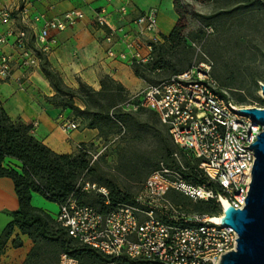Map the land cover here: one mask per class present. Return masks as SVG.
Masks as SVG:
<instances>
[{"label":"built area","instance_id":"2783aa9c","mask_svg":"<svg viewBox=\"0 0 264 264\" xmlns=\"http://www.w3.org/2000/svg\"><path fill=\"white\" fill-rule=\"evenodd\" d=\"M34 1L20 0L19 7L0 11V47L13 40L19 52L15 64L24 70L39 67L37 51L47 55L58 46L55 32L66 31L85 19L84 12L79 10L68 11L61 17H49L47 13L33 15ZM114 2L120 3L114 12L104 6L95 10L91 19L92 25L104 31L107 56L130 67L152 62V44L160 42L152 38L158 32V11L151 9L140 14L132 21L135 29L128 30L124 24L129 15L127 0H107L108 4ZM14 12L39 28L37 49L30 46L26 31L12 26ZM115 15L118 24L114 23ZM118 44L124 47L119 53L115 51ZM13 68V57L3 53L0 79L11 78ZM261 96L264 99L262 92ZM122 107L127 112L139 109L154 112L177 147L173 158L183 170H188L179 155L188 156L204 182L196 185L186 180L181 171L162 162L131 203H119L102 212L80 204L78 197L72 195L59 205L55 219L70 237L96 250L106 260L85 263L62 253L59 264H219L222 255L236 250L239 238L232 228L221 225L220 219L227 207L246 206L256 159L254 149L246 147L258 141L264 130L259 120L238 110H263L264 104H238L213 76V63L203 59L159 84L130 94ZM79 128L76 121L62 126L67 133ZM97 159L98 156H93V162ZM89 190L101 192L108 199L105 188L86 182L82 192ZM171 190L195 201H213L221 214L188 211L171 201L168 196ZM106 204H110L109 200Z\"/></svg>","mask_w":264,"mask_h":264},{"label":"trees","instance_id":"16d2710c","mask_svg":"<svg viewBox=\"0 0 264 264\" xmlns=\"http://www.w3.org/2000/svg\"><path fill=\"white\" fill-rule=\"evenodd\" d=\"M212 2L222 4L224 13L225 10L252 13L264 9V0H174V6L179 15L176 27L169 37H162V42L152 44L154 55L152 62L146 65H133L135 76L149 82L151 75L164 69L171 70L174 75L185 71L186 69L182 71L175 69L171 61L165 58L167 48L168 46H177L187 38L186 17L191 14L189 9L191 3L208 4ZM37 55L40 59L41 70L55 91V95L47 99L48 102L56 107L71 110L74 120L80 122L81 129L97 130L101 136H108L115 127H121L120 122H129L133 119L132 112L127 113L122 107L129 96L128 90L123 84L106 75L100 81L101 89L99 91L82 81H79L78 88H71L66 85L60 73L52 67L46 54L37 51ZM213 76L215 77L214 69ZM220 86L228 91L226 87ZM235 101L238 104L248 105L244 103V99ZM261 101L264 104V101ZM80 105H83L84 109ZM150 112L161 124L158 116L154 112ZM162 126L177 149L168 129L164 125ZM31 130V126L14 123L0 103V178H9L13 181L19 201V209L11 214L12 221L6 226L0 237V255L17 228L33 243L32 250L24 264H30L38 259L43 260L42 256L48 259V256L52 255L58 260L62 253H67L85 263L105 261L106 258L99 252L81 245L70 237L67 230L50 214L32 205V196L35 193L59 205L75 195L78 197L79 203L85 205L83 197L88 194L82 192V188L86 182L96 184L93 177L98 173L97 161L93 162V157H90L92 153L87 144H82V149L77 153L62 155L37 140L31 134ZM151 130L161 137L167 157L172 155L173 158L174 153L168 139L166 136L164 137L163 131L158 127H153ZM8 159L18 161L21 164V172L16 167L6 164ZM173 167L181 171L186 180L199 186L203 184L204 181L199 177L196 167L189 164L188 170H183L176 162ZM88 177H91L92 181H89ZM98 182L108 189V199L100 194L98 204L91 206L102 212L111 210L119 203L133 201L131 195L122 193L115 183L107 182L104 179H98ZM108 200L109 205L106 204ZM213 203V201L206 202L207 205L199 207L198 211L180 206L188 211L219 216L221 209ZM13 245L18 248L22 243L17 238Z\"/></svg>","mask_w":264,"mask_h":264},{"label":"crops","instance_id":"0c3cea01","mask_svg":"<svg viewBox=\"0 0 264 264\" xmlns=\"http://www.w3.org/2000/svg\"><path fill=\"white\" fill-rule=\"evenodd\" d=\"M127 2L129 15L124 24L128 30L135 29L132 21L140 14L151 9L158 11V32L152 38L160 42L163 41V36L171 35L179 21L174 0H127ZM20 4V0H0V11L6 7H19ZM104 6L114 12L120 3L108 4L107 0H60L58 2L35 0L33 15L47 13L49 17H61L71 10H79L85 14V19L75 27L54 33L59 43L47 54V58L52 67L60 73L66 85L74 89L78 88L79 81H82L99 90L100 81L106 75L111 76L130 91L143 88V81L135 76L132 67L107 56L103 41L104 31L91 24L94 11ZM13 17L12 26L26 31L30 46L37 49L39 28L23 21L17 12H14ZM114 23L118 24L116 15ZM5 27L7 25H4L3 29ZM123 49L124 47L119 44L115 47L117 53ZM3 53L13 57L14 68L11 78L6 81L0 79V103L14 123L31 126V134L37 140L62 155L77 153L79 146L93 142L97 138V130L79 128L70 133L65 132L62 126L68 121H75L72 111L56 107L48 102L47 99L53 97L55 91L43 74L40 65L31 70L19 68L15 64L19 59V52L13 40L8 45L0 47V56ZM6 164L16 167L21 172V164L18 161L8 159ZM18 209L19 201L13 181L9 178H0V237L12 221L11 214ZM42 210L50 214L47 210ZM17 238L22 243L18 248L13 245ZM32 247L30 238L22 235L15 228L12 238L0 255V264H24Z\"/></svg>","mask_w":264,"mask_h":264},{"label":"rangeland","instance_id":"374dc122","mask_svg":"<svg viewBox=\"0 0 264 264\" xmlns=\"http://www.w3.org/2000/svg\"><path fill=\"white\" fill-rule=\"evenodd\" d=\"M222 8L223 5L216 2L191 3V14L186 17L187 38L177 46H168L165 58L180 71L200 60L209 59L213 63L214 75L219 85L226 87L235 100L244 99V103L248 105L263 104L261 86L264 85V9L252 13L225 10L224 13ZM173 75L171 70H161L151 75L149 82L142 80L143 88L133 91L127 89L128 93L130 95L140 92ZM80 106L84 109L83 105ZM132 115L131 121L120 122L121 127H115L108 136H101L98 131L97 138L87 143V146L92 153L90 157L98 156V173L93 177L97 188L107 189L98 182V179H104L115 183L122 193L131 195L134 199L162 162L172 169H176L173 167L175 162L178 164V160L172 158V155L167 157L161 137L151 132V128L161 129L173 153L178 151L166 129L149 110L139 109L138 112H132ZM179 156L186 168L189 164L193 165L188 156ZM87 179L90 181L92 178ZM85 194H88L83 197L85 205L98 204L99 195H103L96 190L86 191ZM168 196L175 203L193 211L207 205L206 202L195 201L173 190L168 192ZM32 205L47 210L54 218L60 209L59 204L37 193L33 195ZM42 259L30 264L59 263V259L52 255L48 259L42 256Z\"/></svg>","mask_w":264,"mask_h":264},{"label":"water","instance_id":"95a60500","mask_svg":"<svg viewBox=\"0 0 264 264\" xmlns=\"http://www.w3.org/2000/svg\"><path fill=\"white\" fill-rule=\"evenodd\" d=\"M261 90L264 97V85ZM238 112L251 115L264 126V109H243ZM258 139L246 147L254 149L256 156L246 206L243 209L229 206L220 219L221 225L232 228L238 234V245L236 250L222 255L219 264H264V130Z\"/></svg>","mask_w":264,"mask_h":264},{"label":"bare ground","instance_id":"6f19581e","mask_svg":"<svg viewBox=\"0 0 264 264\" xmlns=\"http://www.w3.org/2000/svg\"><path fill=\"white\" fill-rule=\"evenodd\" d=\"M225 207H227V204L225 203Z\"/></svg>","mask_w":264,"mask_h":264}]
</instances>
